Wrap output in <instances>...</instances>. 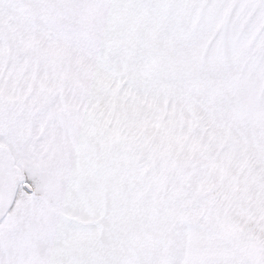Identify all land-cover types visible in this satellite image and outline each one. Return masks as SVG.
<instances>
[{"label":"snow or ice","instance_id":"6c2138e0","mask_svg":"<svg viewBox=\"0 0 264 264\" xmlns=\"http://www.w3.org/2000/svg\"><path fill=\"white\" fill-rule=\"evenodd\" d=\"M0 264H264V0H0Z\"/></svg>","mask_w":264,"mask_h":264}]
</instances>
